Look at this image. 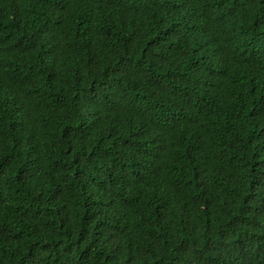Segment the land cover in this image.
Instances as JSON below:
<instances>
[{
    "label": "trees",
    "instance_id": "16d2710c",
    "mask_svg": "<svg viewBox=\"0 0 264 264\" xmlns=\"http://www.w3.org/2000/svg\"><path fill=\"white\" fill-rule=\"evenodd\" d=\"M0 264H264V0H0Z\"/></svg>",
    "mask_w": 264,
    "mask_h": 264
}]
</instances>
